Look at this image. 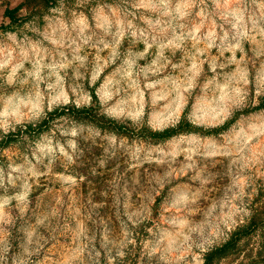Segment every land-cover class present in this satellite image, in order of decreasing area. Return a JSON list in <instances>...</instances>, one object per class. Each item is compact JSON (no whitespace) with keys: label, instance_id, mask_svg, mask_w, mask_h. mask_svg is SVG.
<instances>
[{"label":"rangeland","instance_id":"rangeland-1","mask_svg":"<svg viewBox=\"0 0 264 264\" xmlns=\"http://www.w3.org/2000/svg\"><path fill=\"white\" fill-rule=\"evenodd\" d=\"M252 220L264 0H0V264H204Z\"/></svg>","mask_w":264,"mask_h":264},{"label":"trees","instance_id":"trees-1","mask_svg":"<svg viewBox=\"0 0 264 264\" xmlns=\"http://www.w3.org/2000/svg\"><path fill=\"white\" fill-rule=\"evenodd\" d=\"M58 0H44L47 4H54ZM21 9V6L15 7V8H7L5 11L6 16L10 17L12 22L18 20L19 17H17L18 11ZM20 20V19H19ZM63 110H66V106H63ZM78 111L82 112H88L89 110L87 108H81ZM167 135H171V131L167 130ZM259 227L255 220L250 221L248 224H245L241 227H239L231 236L229 240H227L225 243L220 245L219 247H216L212 250H210L208 253H206L205 256V262L204 264H217L222 259L240 255L241 253H245V256L250 258L251 264H260L264 262V233H262V238L257 243L256 247H247V245L242 244L243 240L246 238V240H251L254 238L256 234L259 233Z\"/></svg>","mask_w":264,"mask_h":264}]
</instances>
